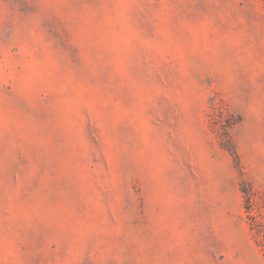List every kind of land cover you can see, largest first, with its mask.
I'll return each instance as SVG.
<instances>
[{"label":"rangeland","instance_id":"374dc122","mask_svg":"<svg viewBox=\"0 0 264 264\" xmlns=\"http://www.w3.org/2000/svg\"><path fill=\"white\" fill-rule=\"evenodd\" d=\"M0 264H264V0H0Z\"/></svg>","mask_w":264,"mask_h":264}]
</instances>
